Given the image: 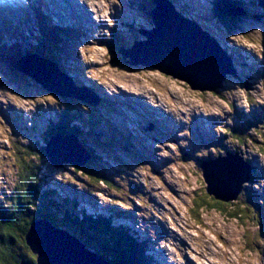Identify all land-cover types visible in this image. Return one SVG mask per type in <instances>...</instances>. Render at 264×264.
I'll list each match as a JSON object with an SVG mask.
<instances>
[{"label": "rangeland", "instance_id": "obj_1", "mask_svg": "<svg viewBox=\"0 0 264 264\" xmlns=\"http://www.w3.org/2000/svg\"><path fill=\"white\" fill-rule=\"evenodd\" d=\"M102 1L112 11L111 18L117 20V14L124 18L123 23L116 27L119 36L112 40L114 51L99 44L105 37L106 26H113L104 19L105 26L93 29L92 33H88V27L60 26L59 30L67 29L69 36L57 38L55 43L61 41L67 62L64 63L63 58L56 54L54 56L57 64L71 75L68 76L57 65L66 84L74 87L76 84L70 82L73 77L106 95V103L111 106L109 110L113 109V114L103 118L120 127L115 131L118 137L130 141L133 135L134 144H128L127 148L134 150L135 146L137 151H116L120 145L114 136L115 140L108 146L112 145L115 151L108 150L110 153L94 141L92 143L90 138L85 139L89 140V148L98 159L87 162L80 169L65 163L55 168L40 155L37 158L40 191L42 194L53 191L49 201L55 203V206L51 205L54 209H47L44 214L64 224L79 239L84 231L82 240L86 244L90 242L86 238H90L87 227L95 221H86V218L103 216L116 229L113 234L115 231L118 235L121 232L130 234L135 242V237L150 239L152 243L147 245L137 242L143 245L144 250L147 249L157 264H183L186 260L194 264H264L262 209L257 210L255 219L251 218V212H243V217L233 219L226 212L201 210L193 203V199L198 202L203 199L208 204L218 205V201L204 191L199 159L203 156L217 158L225 152L241 154L252 165L254 175L259 174L261 178L256 182L250 176L245 184L246 192L243 191L234 202H219L221 207L230 213L237 207H251L255 200L247 191H255L264 197L261 192L264 189L263 9L255 0H240L247 13L222 24L210 13L209 0L195 1L196 8L191 4L193 0H173L180 13L188 16L201 13L197 23L201 27L204 25L215 41L231 52L237 64L239 76L228 75L223 88L216 92H200L155 69L125 63L131 59L119 43L133 47L135 41L144 39L140 30L152 28L149 17L144 15L147 8L145 0L142 8L135 10L131 9L135 0ZM183 7L185 9L181 10ZM68 28L73 31L72 35ZM79 28L84 37L75 33ZM117 50H121L120 54ZM51 52L57 53L58 50ZM85 65L91 70V78L82 75ZM227 68L235 70L233 66ZM96 78L102 84H96ZM14 80L0 77V196H8L14 190L18 175L17 157H23L16 155V147L29 146L38 155L44 145L42 138L48 136L45 129L57 119L55 107L60 103L58 97L50 95L34 81L27 87L21 82L19 85L14 83ZM22 92L26 96H13ZM35 104L37 108H34ZM6 107L14 112H8ZM2 112L8 121L16 120L17 129L7 126L9 123L14 127V122H7ZM73 120L86 125L88 120H93L97 128L101 127L99 130L105 129L102 127L105 120L98 122L93 115L76 113ZM104 133L106 137L107 133L112 136L108 130ZM103 136L100 132V137ZM37 200L42 203L41 197ZM69 216L79 222L86 221L85 226H81L83 231L79 229L80 225L68 226L66 218ZM56 222L52 223L60 229ZM100 245L104 247V243ZM90 246L112 263L111 258H115V254L109 251L108 246V256L97 244L95 248L91 243ZM156 263L153 261L152 264Z\"/></svg>", "mask_w": 264, "mask_h": 264}, {"label": "water", "instance_id": "obj_2", "mask_svg": "<svg viewBox=\"0 0 264 264\" xmlns=\"http://www.w3.org/2000/svg\"><path fill=\"white\" fill-rule=\"evenodd\" d=\"M154 3L148 13L152 28L142 32L145 40L126 50L131 60L125 63L155 69L185 82L192 90L216 92L223 86L226 75L234 74L227 68L232 63L226 52L195 22L174 12L170 4L163 0ZM40 72L23 71L27 81L33 80L45 90L55 92L49 82L52 75ZM45 153L55 168L63 163L81 167L90 158L72 137L51 138ZM200 169L206 195L218 202L230 203L242 194L250 180L252 166L241 154L225 152L223 156L203 160ZM25 239L35 261L20 264H112L77 238L44 220L31 222Z\"/></svg>", "mask_w": 264, "mask_h": 264}, {"label": "trees", "instance_id": "obj_3", "mask_svg": "<svg viewBox=\"0 0 264 264\" xmlns=\"http://www.w3.org/2000/svg\"><path fill=\"white\" fill-rule=\"evenodd\" d=\"M220 4V6L223 7L221 11H218L215 8L212 10L213 12L215 10L214 14L219 17L218 20L220 22H222L223 24H227L228 20L225 18V16L227 15V18L231 16L232 7L234 5L229 3V1L227 0H223ZM211 14L214 16L213 13ZM44 32L48 34L51 40H55V38L51 36L48 30L44 29ZM108 35L110 36V38L113 36L112 33ZM111 42L109 41L107 43V49L112 48L113 43ZM4 50L6 52L8 51L7 48ZM55 63H57V60H55ZM58 131L64 134L68 133L65 126L63 125L58 127L57 132ZM39 152L40 153L38 155L35 154L36 150L30 149L29 146L16 147V155L21 154L23 157L19 159V157L16 156L18 158V175L17 180L13 185L14 190L11 191V197L9 199L0 197V229H2L0 230V252L3 253V255L0 256V259H2L5 264H20L22 261L33 263L35 261V257L31 255L32 253L26 245L25 239L31 222L38 217L53 223L56 222L53 218H50V216L45 215L47 209L49 211L51 209H54L51 205L54 206L55 203L49 201L53 196V191L46 192L44 195L40 191V165L37 164V158L40 157V155H43L44 157L43 147H40ZM89 152L92 156L91 162L96 161L98 157L93 156L94 152L92 150H89ZM254 173L255 172L253 171L251 174V176L254 177H252L253 179L251 178V180H255L257 182L259 181L261 176H255ZM104 180L106 182H109L105 178ZM261 192L264 194V189ZM247 194L251 195L252 199L255 200L252 206L249 207L246 205H242L243 207H237L236 210L232 213L227 212L223 207H221V203L219 202L218 205H216V203L208 204L203 199H201L200 202H198L197 199H193V203L194 206H197V208H200L201 210L203 208H206L209 210H216L217 212H226L233 219H239L243 217L241 215V213L243 212H251V218L255 219L256 213H258L257 210L262 209L263 213L261 216L264 223V197H262L255 191H253L252 193H249L247 191ZM39 197L42 198L41 204L38 201L39 199L37 200V198ZM37 204H40L39 207L37 206ZM42 213H45L44 216H42ZM105 219L106 218H104L103 216L86 218V221H96L90 224L91 226H89V228L87 227L88 232L90 233V238H88V236L86 237L90 241L88 245H90V243L93 246L97 244L106 256H108V252L106 251V249L108 250L109 247V251L115 254V258H111L113 264H149L150 259L143 254V245L139 244L137 241L136 243L130 236V234L121 232L118 235L116 231L115 234H113L115 228L109 225V221ZM66 220H69L68 226L72 228L78 225H80V227L82 225L85 226L86 223V221H81L80 223L74 217L70 216L67 217ZM263 223L262 225L264 227ZM103 243L104 247L100 245Z\"/></svg>", "mask_w": 264, "mask_h": 264}, {"label": "bare ground", "instance_id": "obj_4", "mask_svg": "<svg viewBox=\"0 0 264 264\" xmlns=\"http://www.w3.org/2000/svg\"><path fill=\"white\" fill-rule=\"evenodd\" d=\"M49 0H43V2H42V4L41 5H46V3L48 2ZM56 3H58V4H61V5H63V2H62V0H56L55 1ZM73 4V3H72ZM61 10L63 11V13H64V17H66V19H67V22H73V21H76V22H73V23H77V24H82V19L83 20H85V18H83L82 17V19L80 18V17H74V18H70V17H68V14H67V12H66V9L64 8V5H63V7L61 8ZM182 10V9H181ZM89 25H90V28H91V22L89 23ZM68 30H69V32H70V35H72V33H73V31L71 30V29H69L68 28ZM78 29L75 31V33L78 35ZM50 34H51V36L52 35H54L55 36V39H57V38H60V35H61V33H59V32H54V30L52 29L51 30V32H49ZM64 36H69L68 34H67V29H66V34L64 35ZM18 39V38H17ZM19 40V39H18ZM20 41V40H19ZM8 49V52L9 51H15L18 55H20L21 54V51H22V45H21V47L20 48H11V47H6V46H4V48L3 49ZM15 52H13L12 54H15ZM58 62V61H57ZM60 66V68H61V70H62V68H63V66L61 65V64H57V63H55V69H56V71L58 72V71H60V69L58 68V66ZM62 71H64V70H62ZM61 72V71H60ZM64 73V72H63ZM66 82V81H65ZM67 83V82H66ZM82 215V214H81ZM81 216H79L78 218H80Z\"/></svg>", "mask_w": 264, "mask_h": 264}, {"label": "snow or ice", "instance_id": "obj_5", "mask_svg": "<svg viewBox=\"0 0 264 264\" xmlns=\"http://www.w3.org/2000/svg\"><path fill=\"white\" fill-rule=\"evenodd\" d=\"M0 230H2V229H0ZM2 255H3V253L0 252V256H2ZM0 264H5V262L2 259H0Z\"/></svg>", "mask_w": 264, "mask_h": 264}, {"label": "clouds", "instance_id": "obj_6", "mask_svg": "<svg viewBox=\"0 0 264 264\" xmlns=\"http://www.w3.org/2000/svg\"><path fill=\"white\" fill-rule=\"evenodd\" d=\"M50 22L49 20L47 21V23Z\"/></svg>", "mask_w": 264, "mask_h": 264}]
</instances>
